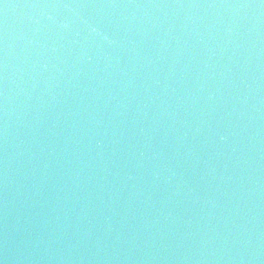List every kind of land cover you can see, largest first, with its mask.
Instances as JSON below:
<instances>
[{
	"label": "water",
	"instance_id": "1",
	"mask_svg": "<svg viewBox=\"0 0 264 264\" xmlns=\"http://www.w3.org/2000/svg\"><path fill=\"white\" fill-rule=\"evenodd\" d=\"M0 264H264V0H0Z\"/></svg>",
	"mask_w": 264,
	"mask_h": 264
}]
</instances>
